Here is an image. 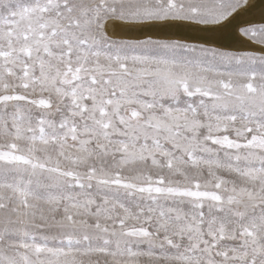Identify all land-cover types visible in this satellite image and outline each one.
<instances>
[{"label":"snow or ice","instance_id":"obj_1","mask_svg":"<svg viewBox=\"0 0 264 264\" xmlns=\"http://www.w3.org/2000/svg\"><path fill=\"white\" fill-rule=\"evenodd\" d=\"M254 8L0 0V264H264Z\"/></svg>","mask_w":264,"mask_h":264},{"label":"bare ground","instance_id":"obj_2","mask_svg":"<svg viewBox=\"0 0 264 264\" xmlns=\"http://www.w3.org/2000/svg\"><path fill=\"white\" fill-rule=\"evenodd\" d=\"M253 3H255V5H256V8H254L252 11H251V13H248V14H246V16L248 17V18H250V17H256L257 18V16H259V13H260V7L262 6V5H264V0H255ZM174 31H179V32H181V33H183V34H185V35H196L194 32H192L190 29H186V28H183V30L181 29V30H176V29H173Z\"/></svg>","mask_w":264,"mask_h":264},{"label":"water","instance_id":"obj_3","mask_svg":"<svg viewBox=\"0 0 264 264\" xmlns=\"http://www.w3.org/2000/svg\"><path fill=\"white\" fill-rule=\"evenodd\" d=\"M256 20H259V16H257V19ZM179 30H181V29H179ZM183 30V29H182ZM173 32H176V31H174V30H172ZM181 33V32H180ZM196 34V33H195Z\"/></svg>","mask_w":264,"mask_h":264},{"label":"rangeland","instance_id":"obj_4","mask_svg":"<svg viewBox=\"0 0 264 264\" xmlns=\"http://www.w3.org/2000/svg\"><path fill=\"white\" fill-rule=\"evenodd\" d=\"M255 0H253V2H254ZM250 18H254V19H257L255 16L254 17H250Z\"/></svg>","mask_w":264,"mask_h":264}]
</instances>
